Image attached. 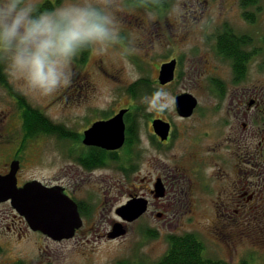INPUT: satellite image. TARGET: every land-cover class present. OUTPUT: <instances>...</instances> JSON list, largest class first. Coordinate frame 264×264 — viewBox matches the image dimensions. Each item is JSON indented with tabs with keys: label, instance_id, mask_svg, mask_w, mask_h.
Returning a JSON list of instances; mask_svg holds the SVG:
<instances>
[{
	"label": "rangeland",
	"instance_id": "1",
	"mask_svg": "<svg viewBox=\"0 0 264 264\" xmlns=\"http://www.w3.org/2000/svg\"><path fill=\"white\" fill-rule=\"evenodd\" d=\"M46 1L49 0H40V5ZM119 3L118 19L122 39L103 53L91 49L84 63L80 64L73 59L69 82L55 93L42 98L25 95L9 79L5 70L8 84L11 85L9 88L8 84H0V174L9 171L8 166L15 150H19L20 142L28 141L23 154V166L18 173L19 184L22 186L37 179L48 186L59 184L68 187L74 197L87 205L88 223L75 239L55 241L41 232L30 230L24 217L16 212L10 202L0 203V264H153L167 252L169 235L190 232L200 236L210 257L230 264H239L243 260L251 264H264V234L242 237L237 242L236 250H231L226 241H223L225 245L219 244L216 239V242L212 240L216 236L210 231L216 223L210 221L208 215L203 217L199 212L207 211L213 219L218 218V212L211 205L209 197L200 192L189 196L193 203L205 204L193 206L192 215L188 210H181L177 203L168 209L154 205L139 219L125 222L128 224L125 227L126 235L112 241L99 237L103 232L113 230L111 221L117 219L116 211L129 201L130 191L137 196L147 194V184L144 182L150 173V119L163 117L182 123L175 110V96L184 91L197 97L199 118L208 117V114L202 115L204 110H219L216 107L223 110V102L208 88V78H220L222 68L221 59L213 50V34L216 29L229 23L237 32H247L255 39L264 36V0H261L263 11L257 15L255 23L245 18L241 0H170L162 11L155 9L152 2L139 4L119 0ZM173 57H178V64L181 63L180 81L159 91L161 93L155 97H143L133 102L127 93L129 85L148 73L156 78L159 74L156 67ZM263 58L264 55H261L256 61L261 63ZM204 69L211 70L207 77H204ZM262 73L253 70L247 84L233 91V94L252 92L262 97ZM12 88L24 94L30 104L54 122L65 124L76 134L81 133L94 120L103 118L105 113L113 114L121 108L131 107L133 103L141 108L145 105L142 110L147 116L139 125V169L127 176L115 165L95 172H75L74 159L69 150L71 144H77L78 138L74 136L62 140L49 134L24 138L23 117L17 109ZM224 110H227L226 106ZM251 116L248 120L252 121L249 133L253 124H256L253 123L256 115H253V120ZM215 117L212 119L218 121L222 116L218 114ZM234 131L240 134L241 126H235ZM212 142L208 140L207 145ZM181 145L179 143V147ZM72 148L77 154L81 152L78 144ZM123 153L124 147L116 152V156ZM164 153L167 155L157 157L170 165L173 174L171 171L169 173L176 182L179 180V176L175 177L180 165L178 162L182 157L176 145ZM70 183L73 186H69ZM218 185L222 187L219 180ZM259 196L264 199V195ZM169 200H173L170 194L164 201L165 205ZM253 203L245 211L237 210L238 215H235L234 221L253 215L250 214ZM156 210L166 212L165 218L154 214Z\"/></svg>",
	"mask_w": 264,
	"mask_h": 264
},
{
	"label": "flooded vegetation",
	"instance_id": "2",
	"mask_svg": "<svg viewBox=\"0 0 264 264\" xmlns=\"http://www.w3.org/2000/svg\"><path fill=\"white\" fill-rule=\"evenodd\" d=\"M236 33L250 36L254 47L258 45L259 49L263 48L264 36L255 39L247 32H237L229 23H225L222 27L216 29L213 34L215 42L213 50L222 62L221 73L219 75L221 79L219 77L208 78V88L212 92L211 84L213 81L215 80L217 82L219 79L221 80V86L225 93L222 99L223 110H221V107H217L219 110H204L202 115L205 116L208 114V117L204 119L199 118L197 115L199 112V110H197L199 106L198 101L197 108L190 116H181L177 112V109H175L179 119L183 121L182 123H175L171 119L163 117H152L150 119L148 150L150 157V173L149 177L146 178L144 182L147 184V194L144 193L143 196L149 202V210L154 205L159 206V208L165 206L164 209H168L169 206L177 203L181 210H188V213L191 215L193 206L205 204L193 203L189 196L194 192H200L202 195L209 197L211 205L218 212V218L213 219L212 214L207 211L199 212V214L203 217L208 215L210 221L216 223L211 227L210 231L211 234L216 236L215 238L213 237L212 240H218L219 244H225L223 241H226L229 243L231 250H236L237 242L244 236L264 234V199L259 196L264 195V95L261 97V95L258 96L255 93L251 94L252 92L245 95H239L238 92H236L235 95L233 94V91H237L239 87L247 84L253 70H259L264 74V58L261 63H259L256 59L261 56V54L255 55L246 69L245 80L237 82L236 77L239 75V67H242L241 63L234 59H226L223 57V54L217 53V46L221 45L223 37L231 36L234 40L236 39L239 41L240 38L233 35ZM239 45L241 46V43H239ZM173 59L177 60L174 80L167 84H162L159 79L161 66ZM166 62L156 67L159 73L156 78L150 75V78H152L151 83L153 84V81L156 82L157 88H154L158 91L156 95H149L151 97L157 96L174 82L178 83L182 77V70L181 66L178 64V57L170 58V60ZM210 72L211 70L204 69V77H207V74ZM152 87L149 88V91ZM186 93L193 95L191 92L184 91L177 94L175 100L178 95ZM225 106L227 110H224ZM123 109H126L124 115L125 121L126 115L131 112L129 108H121L116 112L114 111L113 114L110 112L106 118L103 117L94 120L91 124L82 129L81 133L76 134L79 136L77 144L80 146L81 152L79 154L74 152L72 147L77 144H71L72 146L69 150V153L74 159L75 172L81 171L82 173H86L103 169L99 167L91 170L87 169V167L81 163V157L87 158L92 156L91 154L94 156L97 152L100 154L101 150L116 153L121 148L125 147L126 141L123 147L113 151L103 149L99 146H89L84 143V133L94 123L110 120ZM218 114L222 116L220 120L215 121L212 119H216L215 116ZM250 114H252V120L254 118L253 115H256V120L253 122L256 124H253L250 132L253 135L251 138L249 129L252 126V121L248 122ZM157 119L168 122L170 125L167 140H162L161 136H159L154 129L153 124ZM193 119H195L193 122H187ZM239 125L241 126V132L240 134H236L234 128ZM255 126H257L256 129ZM208 140H213L211 145H207ZM179 143H182L180 147ZM174 145L177 146V150L182 157L178 162L180 165L177 168L178 170L176 171L175 177L179 176V180L176 182L173 180V171L170 165L157 157L158 155H167L164 151L168 152ZM135 150L137 149L135 148ZM22 166V160H20V167ZM138 169L139 167L135 168L133 172H130L129 168H126L125 171L121 172L127 176L128 173L131 175ZM169 171H171L172 174H170ZM8 172L9 171L0 175H5ZM70 179L72 182V177ZM158 179L162 180L165 187V195L162 198L155 197V183ZM218 180L221 182L222 187H219ZM53 186H60L78 205L79 212L83 218V226L76 230L75 236L72 238L75 239L87 226V205L74 197V194L70 192L71 190L68 187L59 184ZM69 186H73V184L70 183ZM169 194L173 196V200H169L165 205L164 201H166ZM128 195L130 199L137 197V194L132 191H130ZM251 202H255V204L253 203L254 206L250 213L253 215L243 217L245 218L244 220L239 219L234 221L235 215H238L237 210L242 209L245 211V208L247 209ZM82 212H85V214H82ZM153 213L163 218H165L166 214V212L158 210L155 212L153 211ZM116 217V220L111 221L112 228L117 222H121L127 227L128 224L121 220L118 213ZM191 217L194 219L193 216ZM103 233L104 234L99 236L100 238H104L107 241L115 240L109 237L111 231Z\"/></svg>",
	"mask_w": 264,
	"mask_h": 264
},
{
	"label": "clouds",
	"instance_id": "3",
	"mask_svg": "<svg viewBox=\"0 0 264 264\" xmlns=\"http://www.w3.org/2000/svg\"><path fill=\"white\" fill-rule=\"evenodd\" d=\"M119 0H0V61L25 95L55 93L83 49L108 51L122 39ZM35 180V179H34Z\"/></svg>",
	"mask_w": 264,
	"mask_h": 264
},
{
	"label": "trees",
	"instance_id": "4",
	"mask_svg": "<svg viewBox=\"0 0 264 264\" xmlns=\"http://www.w3.org/2000/svg\"><path fill=\"white\" fill-rule=\"evenodd\" d=\"M134 1L136 3L142 4L143 2H152L155 9L158 11H162L163 6L167 5L170 0H129ZM57 3L55 1H46L41 4V8L45 7H53ZM169 5V4H168ZM241 5L245 9V18L250 23H255L257 19V15L261 13L262 4L261 0H241ZM235 37L240 38L239 41L231 36L223 37L221 41V45L217 46V53L223 54L224 58L234 59L237 62H240L242 67H239V75L236 77V81L240 82L245 80V72L248 68V65L253 57L257 54L264 55V41L261 49H259L258 45L254 47L252 43V38L248 35H239L233 34ZM241 43V46L239 45ZM91 51V48L83 49L76 57H74L75 61L80 63L85 60V56ZM181 65V63H180ZM237 70V69H236ZM147 74V72H145ZM150 73L145 75L129 85L127 88V93L134 100H139L143 97H149V95L153 96L158 93V91L154 88L156 87V82L153 81L151 83ZM0 84L7 86L8 78L5 73L4 63L0 61ZM10 84V83H9ZM8 84V87H9ZM11 85V84H10ZM152 85L154 87H152ZM221 80L213 81L211 84L212 93L222 101L225 96V93L222 88ZM152 89L149 91V88ZM10 88V87H9ZM154 88V89H153ZM157 88V87H156ZM16 96L17 109L21 117H23V131L24 138L32 137L37 138L42 134L55 135V137L62 140H69L76 135V132H72L65 124H57L52 119H50L47 115H45L39 108L30 104L24 94L16 92L13 88L11 89ZM137 106V105H136ZM133 103L129 110L131 112L126 115V143L124 147V153L121 156H116V153L107 152L104 150L97 152L93 156L89 157H81L80 161L83 163L87 169L91 170L93 168H106L111 165H115L121 171H125L126 168H129L130 172H133L135 168L140 165L141 153L137 149L140 138H139V125L140 121L144 119V116H147L142 108H145V105L136 107ZM217 109V107H216ZM109 113H105L104 118L108 116ZM25 121V122H24ZM31 135V136H30ZM28 139V138H26ZM19 143V142H18ZM26 143L28 141L20 142V148L12 156L11 161L20 160L23 161V154L25 153ZM156 144V142H155ZM18 146V145H17ZM135 148L137 150H135ZM8 167H10L11 162ZM129 175V173H128ZM85 214V212H82ZM169 248L165 255H163L159 260L155 261L153 264H230L228 261L217 259L208 256L206 251L205 243L200 239V236L196 233L190 232L185 234H171L168 236ZM16 264H25L23 262H18ZM124 264V263H118ZM239 264H251L249 261L243 260Z\"/></svg>",
	"mask_w": 264,
	"mask_h": 264
},
{
	"label": "water",
	"instance_id": "5",
	"mask_svg": "<svg viewBox=\"0 0 264 264\" xmlns=\"http://www.w3.org/2000/svg\"><path fill=\"white\" fill-rule=\"evenodd\" d=\"M177 60L173 59L161 66L160 81L167 84L174 80ZM175 106L181 116H190L198 106V100L186 93L176 97ZM123 109L118 115L107 121H98L85 131L84 143L99 146L113 151L120 149L126 141V125ZM154 129L167 140L170 125L163 120L154 121ZM20 162L15 160L5 175H0V203L10 202L16 212L24 217L30 229L50 237L55 241L69 240L75 236L76 230L83 226V218L77 203L68 196L60 186H48L37 179L19 185L18 172ZM155 197L165 195V187L161 179L155 183ZM148 200L143 196L131 198L126 205L117 210L124 222L139 219L148 211ZM127 229L117 222L109 237L116 239L124 236Z\"/></svg>",
	"mask_w": 264,
	"mask_h": 264
}]
</instances>
